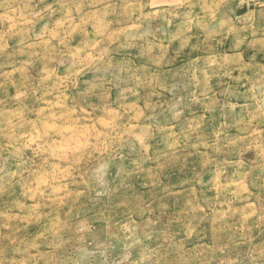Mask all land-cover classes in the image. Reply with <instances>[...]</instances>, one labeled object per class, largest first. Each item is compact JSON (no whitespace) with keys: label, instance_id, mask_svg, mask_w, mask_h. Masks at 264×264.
Returning <instances> with one entry per match:
<instances>
[{"label":"rangeland","instance_id":"374dc122","mask_svg":"<svg viewBox=\"0 0 264 264\" xmlns=\"http://www.w3.org/2000/svg\"><path fill=\"white\" fill-rule=\"evenodd\" d=\"M0 264H264V0H0Z\"/></svg>","mask_w":264,"mask_h":264}]
</instances>
